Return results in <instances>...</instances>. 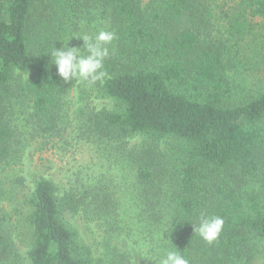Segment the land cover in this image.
<instances>
[{
	"label": "trees",
	"instance_id": "trees-1",
	"mask_svg": "<svg viewBox=\"0 0 264 264\" xmlns=\"http://www.w3.org/2000/svg\"><path fill=\"white\" fill-rule=\"evenodd\" d=\"M91 1L117 37L105 61L107 77L92 83L115 108L93 112L87 126L126 161L145 226L163 234L162 248L186 254L190 264H254L259 250L264 264V91L236 101L228 43L206 36L201 0ZM91 1L0 0L1 171L22 157L17 102L28 106V125L42 140L60 137L71 85L46 54L63 46ZM244 6L264 17V0ZM138 136L142 143L129 148ZM7 180L0 179V200L8 196ZM114 192L101 181L61 189L50 179L37 180L24 220L30 264H132V254L113 237L126 228ZM67 213L105 225L99 256L65 222ZM201 214L224 219L212 245L194 233L191 223ZM0 264H20L3 208Z\"/></svg>",
	"mask_w": 264,
	"mask_h": 264
},
{
	"label": "rangeland",
	"instance_id": "rangeland-1",
	"mask_svg": "<svg viewBox=\"0 0 264 264\" xmlns=\"http://www.w3.org/2000/svg\"><path fill=\"white\" fill-rule=\"evenodd\" d=\"M141 1L143 5L151 3V0ZM201 2L206 7H203L204 14H207L209 21L206 36L228 43L227 54L234 61L229 74L240 95L236 101L243 103L264 91V17L254 15L255 7L244 6L249 0L243 5V0ZM89 5L90 15L87 12ZM89 5H84L71 33L92 34L101 28L109 30L110 22L102 18V10L97 6L99 3L91 1ZM73 41L74 47H82L79 40ZM70 85L59 122L58 138L42 140L28 125V106L21 107L18 102L15 104L18 108L16 123L23 131L22 157L19 163L0 170V179H8L5 188L9 192L7 197L0 200V208L9 215V228L18 248L20 264H30L28 251L31 233L24 221L29 213L26 199L33 193L35 183L40 178L52 180L61 189L78 185L81 180L107 182L115 191L119 219L126 222L122 237L113 233L114 239L132 254V264H154L149 259L162 248V235L158 231H149L145 226L144 214L135 207L134 176L123 156L117 155L115 149L111 150L110 144L93 138L87 126L93 112L113 110L114 101L95 85L75 81ZM142 141L143 137L140 136L131 139L129 148H136ZM162 147L165 150L169 145L165 143ZM64 220L78 231L80 239L92 247L98 256L101 254L106 242L104 238L107 237V228L103 223L86 219L81 213H67ZM254 264H263L260 250Z\"/></svg>",
	"mask_w": 264,
	"mask_h": 264
},
{
	"label": "clouds",
	"instance_id": "clouds-1",
	"mask_svg": "<svg viewBox=\"0 0 264 264\" xmlns=\"http://www.w3.org/2000/svg\"><path fill=\"white\" fill-rule=\"evenodd\" d=\"M73 38L83 41L81 48L69 47V41ZM116 38L115 32L107 28H101L92 34L73 32L62 42V47H52L46 55H50V63L56 66L57 75L64 83L75 81L92 84L107 77L105 61ZM191 224L194 233L206 244L212 245L222 233L224 219L218 215L201 214ZM149 260L154 264H190L186 254L172 248L158 249L157 254Z\"/></svg>",
	"mask_w": 264,
	"mask_h": 264
}]
</instances>
